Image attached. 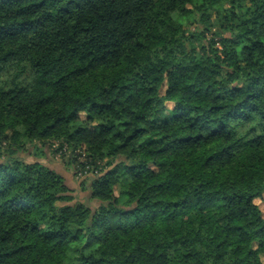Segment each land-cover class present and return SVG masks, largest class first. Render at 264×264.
<instances>
[{"label": "trees", "instance_id": "1", "mask_svg": "<svg viewBox=\"0 0 264 264\" xmlns=\"http://www.w3.org/2000/svg\"><path fill=\"white\" fill-rule=\"evenodd\" d=\"M263 196L264 0H0V264H264Z\"/></svg>", "mask_w": 264, "mask_h": 264}, {"label": "rangeland", "instance_id": "2", "mask_svg": "<svg viewBox=\"0 0 264 264\" xmlns=\"http://www.w3.org/2000/svg\"><path fill=\"white\" fill-rule=\"evenodd\" d=\"M182 22L187 23V20L184 21L183 19ZM202 28V25L195 20L186 24L188 35L200 31ZM82 116L84 117V115ZM38 149L40 151L33 146H28L20 157H24L26 161L39 162L59 174L64 179L69 194L74 197V202H83L92 208L97 205L95 201L90 199V187L93 179L97 177L96 173L90 170H82V168H78L76 163L69 164L68 157H70L71 153L73 158H77V162L81 163L83 161L81 157H77V150L72 151L66 147L59 150L58 142L55 145L53 143L51 149L40 145ZM256 203L264 215V196L257 199Z\"/></svg>", "mask_w": 264, "mask_h": 264}, {"label": "built area", "instance_id": "3", "mask_svg": "<svg viewBox=\"0 0 264 264\" xmlns=\"http://www.w3.org/2000/svg\"><path fill=\"white\" fill-rule=\"evenodd\" d=\"M77 156H78V154H77Z\"/></svg>", "mask_w": 264, "mask_h": 264}]
</instances>
